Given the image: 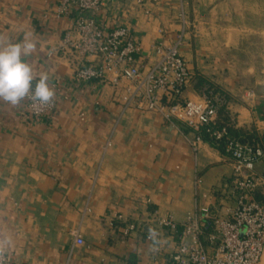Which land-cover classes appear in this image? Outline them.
Here are the masks:
<instances>
[{"label": "crops", "instance_id": "1", "mask_svg": "<svg viewBox=\"0 0 264 264\" xmlns=\"http://www.w3.org/2000/svg\"><path fill=\"white\" fill-rule=\"evenodd\" d=\"M61 2L0 0V37L16 42L27 33L38 42L26 60L34 74H49L57 101L53 114L35 118L23 101L0 100V241L17 264L164 263L179 235L158 220L170 215L181 231L200 207L220 214L234 206L232 162L206 141L195 151L194 132L180 121L123 110L121 89L109 82L77 80L79 62L60 47L76 14L59 15ZM182 12L180 49L192 72L185 98L201 97L199 80L211 83L233 127L260 137L264 0H104L96 19L105 29L131 27L148 66L152 45L172 44L183 31ZM256 171L264 176V158ZM130 222L138 230L124 237ZM77 228L83 241L74 246ZM149 229L163 236L158 249Z\"/></svg>", "mask_w": 264, "mask_h": 264}, {"label": "built area", "instance_id": "2", "mask_svg": "<svg viewBox=\"0 0 264 264\" xmlns=\"http://www.w3.org/2000/svg\"><path fill=\"white\" fill-rule=\"evenodd\" d=\"M135 1L143 4V0ZM103 4L104 0L61 2L59 15L76 14L72 30L60 43L79 62L76 79L82 82L99 79L120 88L123 110L154 111L170 124L184 123L194 132L190 142L195 151L205 141L203 133L208 134L216 145L223 144L224 154L233 165L230 193L236 201L234 206H228L220 214H214L209 206L200 207L188 217L181 231L170 215L158 220L161 228L179 235L166 261L160 264H262L264 199L258 198V192L264 186V176L257 173L256 165L264 158V129L257 141H242L219 123L223 98L207 92L197 100L185 98L192 72L180 49L188 24L183 12V31L172 44L152 45L156 57L147 66L140 60L142 47L131 27L110 30L100 25L96 17ZM23 102L35 118L49 116L57 109L56 98L53 104L44 107H34L27 99ZM88 211L86 207L85 212ZM205 223L211 226L206 242L202 238ZM138 227L136 222L127 223L121 234L129 237ZM73 237L74 246L82 243L80 228L74 229ZM162 239L160 234L154 240L147 235V240L156 244H163ZM0 264L17 263L13 254L4 249Z\"/></svg>", "mask_w": 264, "mask_h": 264}, {"label": "clouds", "instance_id": "3", "mask_svg": "<svg viewBox=\"0 0 264 264\" xmlns=\"http://www.w3.org/2000/svg\"><path fill=\"white\" fill-rule=\"evenodd\" d=\"M37 43L27 33L22 40L16 42L0 37V100L13 107H18L25 99L31 101L34 107L54 103L56 90L50 84L49 74H34L32 64L26 60L36 51ZM148 234L149 239L154 240L157 233L154 229H149ZM6 244V240L0 241V257Z\"/></svg>", "mask_w": 264, "mask_h": 264}, {"label": "trees", "instance_id": "4", "mask_svg": "<svg viewBox=\"0 0 264 264\" xmlns=\"http://www.w3.org/2000/svg\"><path fill=\"white\" fill-rule=\"evenodd\" d=\"M198 85H199V89L201 91L202 88H205L207 86L208 90H205L204 92H207V93H212V95H216L218 90L216 87H214V85H212L211 83H207L205 80H199L198 81ZM206 89V88H205ZM219 123L223 126H226L229 133L233 136V137H236L242 141H257L258 140V136L253 133V132H243V131H239V130H236L234 127H233V124L228 116V111H227V108L225 105H222L220 107V110H219ZM203 137H204V140L206 142H209L212 146L216 147L217 149H219L222 153H224V146L223 144H219V145H216L212 140L211 138L209 137L208 134L206 133H203ZM260 199H264V198H261V197H258Z\"/></svg>", "mask_w": 264, "mask_h": 264}, {"label": "rangeland", "instance_id": "5", "mask_svg": "<svg viewBox=\"0 0 264 264\" xmlns=\"http://www.w3.org/2000/svg\"><path fill=\"white\" fill-rule=\"evenodd\" d=\"M205 88H206V89H205ZM205 88H202V89H201V92H204L205 90H208L207 86H206ZM262 264H264V257H263V263H262Z\"/></svg>", "mask_w": 264, "mask_h": 264}, {"label": "bare ground", "instance_id": "6", "mask_svg": "<svg viewBox=\"0 0 264 264\" xmlns=\"http://www.w3.org/2000/svg\"><path fill=\"white\" fill-rule=\"evenodd\" d=\"M263 257H264V255H263ZM262 263H263V261H262Z\"/></svg>", "mask_w": 264, "mask_h": 264}]
</instances>
